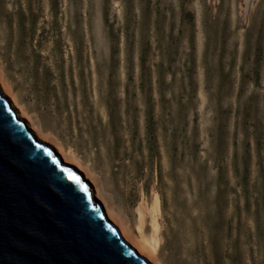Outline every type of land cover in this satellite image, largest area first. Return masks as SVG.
Returning <instances> with one entry per match:
<instances>
[{"label":"rangeland","instance_id":"374dc122","mask_svg":"<svg viewBox=\"0 0 264 264\" xmlns=\"http://www.w3.org/2000/svg\"><path fill=\"white\" fill-rule=\"evenodd\" d=\"M0 71L114 211L158 206L162 264H264V0H0Z\"/></svg>","mask_w":264,"mask_h":264},{"label":"water","instance_id":"95a60500","mask_svg":"<svg viewBox=\"0 0 264 264\" xmlns=\"http://www.w3.org/2000/svg\"><path fill=\"white\" fill-rule=\"evenodd\" d=\"M90 189L0 92V264H151L123 240Z\"/></svg>","mask_w":264,"mask_h":264},{"label":"bare ground","instance_id":"6f19581e","mask_svg":"<svg viewBox=\"0 0 264 264\" xmlns=\"http://www.w3.org/2000/svg\"><path fill=\"white\" fill-rule=\"evenodd\" d=\"M0 92L1 95L9 101L11 107L16 112L17 118L25 121L28 129L37 141L50 145V148L53 149L61 162L63 161L66 165L78 168V170L85 175L86 179L94 185V181L90 178L82 164L75 158L74 154L65 150L60 144L52 141L48 133L34 124L31 117L26 114L23 106L12 92L10 84L2 75H0ZM89 192L94 201H96L95 198H97L102 202L105 206L104 212L107 220L118 228L123 240L127 242L138 255L144 257L151 264H162L158 259V253L163 243L162 225L160 222V210L155 203L148 205L142 202L135 209L132 217L133 219L130 223L120 213L114 211V209L101 198L96 187L95 189L91 187Z\"/></svg>","mask_w":264,"mask_h":264},{"label":"snow or ice","instance_id":"6c2138e0","mask_svg":"<svg viewBox=\"0 0 264 264\" xmlns=\"http://www.w3.org/2000/svg\"><path fill=\"white\" fill-rule=\"evenodd\" d=\"M69 175L71 176V173H69ZM73 179H75V177H73ZM77 183H79V181L77 180Z\"/></svg>","mask_w":264,"mask_h":264}]
</instances>
